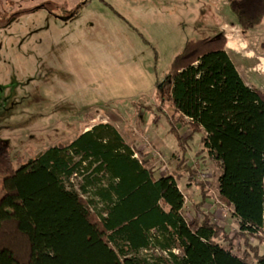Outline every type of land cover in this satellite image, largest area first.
<instances>
[{"label": "trees", "instance_id": "trees-1", "mask_svg": "<svg viewBox=\"0 0 264 264\" xmlns=\"http://www.w3.org/2000/svg\"><path fill=\"white\" fill-rule=\"evenodd\" d=\"M89 2L62 19L72 20ZM228 6L243 32L264 20V0H228ZM226 44L223 34L186 41L159 93L172 108L167 121L181 151L178 169L192 175L181 165L200 135L198 155L206 153L221 171L217 195L237 220L234 238L207 216L187 222L182 176L156 177L146 167L148 154L135 158L114 127L99 124L24 164L0 149V264H264V91L245 84ZM89 170L94 180L84 193L99 175L107 177L92 194L104 214L65 187ZM200 190L205 201L202 184ZM236 239L243 242L241 257L220 244ZM152 249L165 256L143 253Z\"/></svg>", "mask_w": 264, "mask_h": 264}, {"label": "rangeland", "instance_id": "rangeland-1", "mask_svg": "<svg viewBox=\"0 0 264 264\" xmlns=\"http://www.w3.org/2000/svg\"><path fill=\"white\" fill-rule=\"evenodd\" d=\"M81 1L0 0V149L24 164L51 147L69 145L94 126L111 125L132 150L148 154L146 167L156 177L182 176L177 184L187 222L207 216L234 238L238 223L218 198L214 161L206 153L198 155L200 135L188 143L181 165L192 175L178 169L181 151L167 121L172 108L161 104L159 93L186 41L241 32L228 0H90L65 22L62 18ZM39 4L45 8L34 9ZM251 40L253 44L242 42L243 57L254 61L264 52V25ZM238 68L244 77L245 70L251 72L246 62ZM256 73L264 75V67ZM260 79L254 84L264 91V77ZM91 170L64 184L90 200L89 210L104 214L92 194L93 186H105L107 177L99 175L88 193L82 190L94 180ZM200 184L207 191L205 201ZM220 244L243 255L240 240ZM151 252L165 256L155 249L143 251Z\"/></svg>", "mask_w": 264, "mask_h": 264}, {"label": "crops", "instance_id": "crops-1", "mask_svg": "<svg viewBox=\"0 0 264 264\" xmlns=\"http://www.w3.org/2000/svg\"><path fill=\"white\" fill-rule=\"evenodd\" d=\"M36 5H38V3H36ZM31 6L33 8V5H31ZM25 8H29V6H25ZM35 8H42L43 9L45 7L43 6V4L42 5L39 4V6L34 7V9ZM45 16L47 18L49 16H51L53 19H55L54 16H53V14H51V13H47V14H45ZM14 23H15V21L11 22L10 25H12ZM263 23H264V20L262 21L261 24H259L255 28H253L251 30H248V31H245V32L241 31V29H240V31H241L240 33L231 32V31H228L227 33L226 32H223V35L227 39L226 52H227L228 56L230 57V59L232 60L233 64L235 65V67H236L238 73L240 74L241 78L243 79V81L245 82V84L248 85L249 87H254V88L260 89L262 91H263L262 86L255 85L254 84V81L255 80H259L260 81L261 80L260 77H264V75H259L258 73H256L257 67H260L261 65H262V67H264V65L262 64V60L264 61V52H262L261 54H258V56L256 55V57L258 59L254 60V61L245 59L243 57V55L244 54L246 55V53H245L246 51H245V49L242 48V42L244 41V42H249L250 44H253V41L251 40V38L255 36L256 30L259 27H261L262 25H264ZM237 26H238V28H240L238 24H237ZM218 35H220V34H215L214 37H216ZM230 41H231V46H228V44H229ZM262 43H264V42H262ZM233 57H235V58L238 59L237 60L238 61V64L241 65L242 62H246L247 68L248 67H251V72H247L246 70L244 71V73L246 74V77H244L241 74V71L238 68V64H236V62L234 61ZM220 173H221V171L218 169L217 179H218ZM216 187H217V185H216Z\"/></svg>", "mask_w": 264, "mask_h": 264}, {"label": "built area", "instance_id": "built-area-1", "mask_svg": "<svg viewBox=\"0 0 264 264\" xmlns=\"http://www.w3.org/2000/svg\"><path fill=\"white\" fill-rule=\"evenodd\" d=\"M134 157L137 158V159H139L138 158V154L135 151H134Z\"/></svg>", "mask_w": 264, "mask_h": 264}, {"label": "bare ground", "instance_id": "bare-ground-1", "mask_svg": "<svg viewBox=\"0 0 264 264\" xmlns=\"http://www.w3.org/2000/svg\"><path fill=\"white\" fill-rule=\"evenodd\" d=\"M228 46H231V43L229 42Z\"/></svg>", "mask_w": 264, "mask_h": 264}]
</instances>
